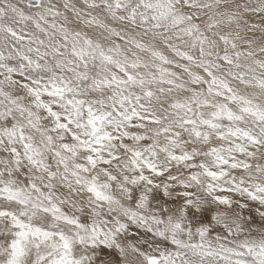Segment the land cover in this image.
<instances>
[{
	"label": "snow or ice",
	"instance_id": "6c2138e0",
	"mask_svg": "<svg viewBox=\"0 0 264 264\" xmlns=\"http://www.w3.org/2000/svg\"><path fill=\"white\" fill-rule=\"evenodd\" d=\"M0 264H264V0H0Z\"/></svg>",
	"mask_w": 264,
	"mask_h": 264
}]
</instances>
